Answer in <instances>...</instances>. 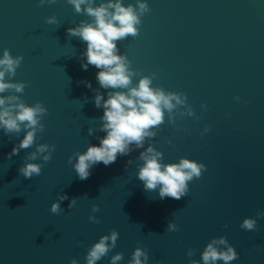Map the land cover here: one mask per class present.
Returning a JSON list of instances; mask_svg holds the SVG:
<instances>
[{"label": "water", "instance_id": "95a60500", "mask_svg": "<svg viewBox=\"0 0 264 264\" xmlns=\"http://www.w3.org/2000/svg\"><path fill=\"white\" fill-rule=\"evenodd\" d=\"M142 2L150 12L141 18L140 34L117 42L118 54L139 74L132 86L155 73L152 87L186 94L196 116L179 106L171 113L172 124L166 112L144 149L118 156L110 166H94L82 181L76 160H68L106 136L89 135V129L100 128L104 115L95 107L94 90L105 100L110 90L96 80L99 69H82L87 45L68 29L92 18L76 13L68 0L43 7L39 0H0V58L5 49L24 57L7 82L26 83L24 93L16 95L27 105H45V131L36 143L56 145L51 161H28L43 168L40 176L26 179L19 169L35 146L9 159L26 132L8 136L0 129V264H71L73 259L87 264L88 250L113 230L119 233L116 247L97 264H111L120 253V264H129L138 247L148 252V264H203L207 244L221 237L239 253L232 264H264V219H257L255 231L241 228L245 219L264 212V0ZM129 4L138 7L136 0H124ZM53 16L59 24L46 22ZM148 146L163 153L164 164L187 158L207 171L189 182L186 197L160 199L159 188L146 191L138 179L139 154ZM62 195L68 196L60 204L63 211L53 214L51 206ZM73 198L76 206L69 209ZM94 206L100 211L93 212ZM169 223L179 231H168ZM189 250L195 255L189 257Z\"/></svg>", "mask_w": 264, "mask_h": 264}, {"label": "clouds", "instance_id": "9594fccd", "mask_svg": "<svg viewBox=\"0 0 264 264\" xmlns=\"http://www.w3.org/2000/svg\"><path fill=\"white\" fill-rule=\"evenodd\" d=\"M57 0H39V6L52 5ZM74 6L75 12L85 14L92 18V22L81 21L79 26L68 29V34L81 39L86 45V50L81 55V67L84 71L89 66L99 69L96 80L101 88L110 90L108 98L99 89H95V107L103 108L104 115L101 118L102 126L96 130L89 129V135L95 131L104 132L106 136L97 137L99 146L90 145L86 152H77L68 160L74 164V169L80 180H87L91 176V169L103 163L110 166L117 161L118 156H127L135 149H144L147 140L157 136L161 126L165 123V113L169 114V121L174 124L171 113L179 106L187 107V115L195 117L196 114L188 104V97L184 93L168 92L163 88L152 87L155 73L152 76H142L138 85H133V77L139 75L131 69V62L126 55H119L117 42L135 38L140 34L139 26L142 17L150 12L149 5L142 0H136L137 6L124 5V0H107L99 6H95L96 0H68ZM48 24H59L53 16L46 21ZM24 60L23 56L13 57L10 50L5 49L0 58V129L6 135L26 132L24 138L12 149L8 158L18 156L21 150H27L35 146V151L25 158V164L19 169V173L26 179L42 174V164L28 161L42 159L45 163L51 161L52 153L56 145L37 144V134L45 131L42 123L48 115V109L41 102L29 106L16 93L23 94L26 83L7 82L8 78L15 77L17 69ZM86 61V62H85ZM89 89L92 84L81 81ZM5 93H13L4 95ZM240 101V97L235 98ZM87 97H85V101ZM175 102V103H173ZM207 110V105H202ZM199 119V117H196ZM210 129L205 128V132ZM172 143V141H169ZM135 146L134 148L132 146ZM139 160L143 164L139 166L138 179L143 182L146 191L154 192L159 188V198H173L180 200L189 193V182L202 177L207 171L206 165L195 160L182 158L178 163L164 164L163 153L155 147L148 146L141 151ZM129 164L133 161L129 160ZM68 200L67 195L58 198L53 203L51 212L59 215L63 209L60 204ZM76 199L73 198L69 209L75 208ZM93 212H99V206L92 208ZM257 219H264V212H258L257 218H247L241 224V228L248 231L257 229ZM89 220L99 224L95 216ZM227 227V225H225ZM168 231H179L177 224L169 223ZM119 233L115 230L110 235L103 236L88 250L87 264H97L103 257L116 247ZM110 242V243H109ZM195 255V250H189L188 256ZM123 254H117L111 258V264H120ZM239 259V253L231 246L226 237L214 238L207 244L202 253L203 264H232ZM149 254L143 248H137L132 255L129 264H148ZM71 264H79L76 259ZM191 264H199L191 260Z\"/></svg>", "mask_w": 264, "mask_h": 264}]
</instances>
